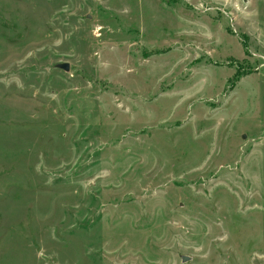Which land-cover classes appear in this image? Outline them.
Wrapping results in <instances>:
<instances>
[{"label":"rangeland","instance_id":"374dc122","mask_svg":"<svg viewBox=\"0 0 264 264\" xmlns=\"http://www.w3.org/2000/svg\"><path fill=\"white\" fill-rule=\"evenodd\" d=\"M0 264H264V0H0Z\"/></svg>","mask_w":264,"mask_h":264},{"label":"water","instance_id":"95a60500","mask_svg":"<svg viewBox=\"0 0 264 264\" xmlns=\"http://www.w3.org/2000/svg\"><path fill=\"white\" fill-rule=\"evenodd\" d=\"M68 68V65H64V69H67ZM186 256H183V260H186Z\"/></svg>","mask_w":264,"mask_h":264}]
</instances>
